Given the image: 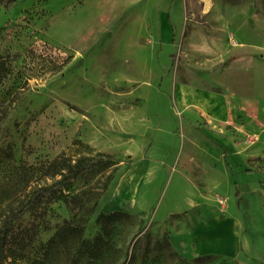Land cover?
I'll use <instances>...</instances> for the list:
<instances>
[{
  "label": "rangeland",
  "instance_id": "1",
  "mask_svg": "<svg viewBox=\"0 0 264 264\" xmlns=\"http://www.w3.org/2000/svg\"><path fill=\"white\" fill-rule=\"evenodd\" d=\"M7 1L0 0V209L54 183L44 170L56 159L81 161L83 170L67 199L25 216L20 228L33 230L32 242L25 258L4 264H235L174 250L172 234L191 212L159 219L178 203L176 178L149 176L136 210L116 211L108 231L97 218L154 138L180 133L170 126L182 112L173 97L179 84L252 102L243 107L251 118L240 112L233 132L253 154L242 171L264 174V81L249 61H264V0H15L6 10ZM197 129L210 131L205 123ZM217 200L225 213L229 198ZM144 202L153 208L141 212ZM76 220H87L81 238L50 243Z\"/></svg>",
  "mask_w": 264,
  "mask_h": 264
},
{
  "label": "crops",
  "instance_id": "2",
  "mask_svg": "<svg viewBox=\"0 0 264 264\" xmlns=\"http://www.w3.org/2000/svg\"><path fill=\"white\" fill-rule=\"evenodd\" d=\"M251 60L259 65L262 84L264 61ZM173 97L182 112L170 119V126L178 127L180 133H171L164 141L161 136L154 138L149 151L138 156L134 167L121 177L103 213L134 212L139 187L149 176L164 175L171 182L176 178L182 188L179 198H174L178 203L169 202L159 219L191 211L171 237L179 255H219L232 258L235 264H264V174L242 171L253 154L239 147L238 133L233 132V128L239 130L240 112L251 118L253 113L243 107L252 102L225 89L212 91L186 84L176 85ZM200 123L208 124L210 131L197 129ZM237 192L242 200L239 205ZM217 196L229 198L225 213ZM153 206V202H144L140 211Z\"/></svg>",
  "mask_w": 264,
  "mask_h": 264
},
{
  "label": "trees",
  "instance_id": "3",
  "mask_svg": "<svg viewBox=\"0 0 264 264\" xmlns=\"http://www.w3.org/2000/svg\"><path fill=\"white\" fill-rule=\"evenodd\" d=\"M15 0H9L5 4V9L10 10L15 6ZM81 161L76 164H69L64 157L56 159L47 168L46 175L57 180L42 187H34L18 201L16 208H13L10 202L4 206L5 210L0 209V264L7 260L25 258V253L33 239L32 229H21V225L27 214L37 213L42 206L54 204L61 200L67 199L65 190L70 187L72 179L79 174L83 168ZM238 205L240 204V194L237 192ZM97 204L89 213L90 216L95 214ZM121 213L112 214L101 213L97 218V223L103 225V229L108 231V223L117 219ZM81 220L76 223H67L57 231L50 243L59 244L67 247L71 238L82 237L87 220L81 226ZM164 240L168 241V234L165 233ZM73 264H77L74 262Z\"/></svg>",
  "mask_w": 264,
  "mask_h": 264
}]
</instances>
